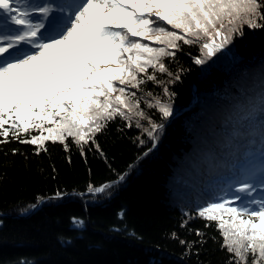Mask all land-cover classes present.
I'll list each match as a JSON object with an SVG mask.
<instances>
[{
	"label": "trees",
	"instance_id": "obj_1",
	"mask_svg": "<svg viewBox=\"0 0 264 264\" xmlns=\"http://www.w3.org/2000/svg\"><path fill=\"white\" fill-rule=\"evenodd\" d=\"M243 31L210 58L200 42H178L166 72L148 69L158 82L129 89L163 124L158 141L145 131L149 119L116 116L95 143H0V264H229L217 222L198 211L264 164V30ZM164 87L174 93L166 119L148 106L169 101ZM104 184L102 194L87 192Z\"/></svg>",
	"mask_w": 264,
	"mask_h": 264
},
{
	"label": "snow or ice",
	"instance_id": "obj_2",
	"mask_svg": "<svg viewBox=\"0 0 264 264\" xmlns=\"http://www.w3.org/2000/svg\"><path fill=\"white\" fill-rule=\"evenodd\" d=\"M245 26L264 30V0H0V143L9 137L38 147L67 137L95 143V134L116 116L149 119L145 131L158 141L163 124L145 116L129 89L158 82L148 69L166 72L163 58L175 56L178 42H200L210 58L242 37ZM164 93L168 102L153 97L148 106L166 119L173 115L174 93L167 87ZM30 130L40 134L20 139ZM257 186L264 189V167L198 211L217 222L221 247L232 254L229 264H248L249 255L252 264H264V196H252ZM110 187L89 185L87 192ZM72 223L83 227L84 221L74 217Z\"/></svg>",
	"mask_w": 264,
	"mask_h": 264
},
{
	"label": "rangeland",
	"instance_id": "obj_3",
	"mask_svg": "<svg viewBox=\"0 0 264 264\" xmlns=\"http://www.w3.org/2000/svg\"><path fill=\"white\" fill-rule=\"evenodd\" d=\"M50 2L55 3V2H57V0H50ZM37 18H39V17H37ZM262 167H264V164L261 165V166L258 168V170H261ZM252 196H254V197H256V198H260L261 196H264V189H262V188H260L259 186H257V191L254 192V193H252ZM0 226H1V221H0Z\"/></svg>",
	"mask_w": 264,
	"mask_h": 264
},
{
	"label": "water",
	"instance_id": "obj_4",
	"mask_svg": "<svg viewBox=\"0 0 264 264\" xmlns=\"http://www.w3.org/2000/svg\"><path fill=\"white\" fill-rule=\"evenodd\" d=\"M38 206H39V204L37 206H35V208L33 209V211L29 215L33 214L36 211V209L38 208ZM5 217H6L5 215L2 216V218H5Z\"/></svg>",
	"mask_w": 264,
	"mask_h": 264
}]
</instances>
